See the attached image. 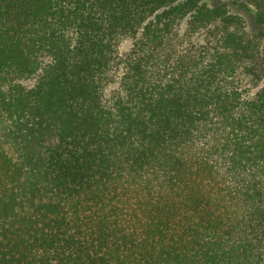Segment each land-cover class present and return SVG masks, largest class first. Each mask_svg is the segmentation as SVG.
Here are the masks:
<instances>
[{
    "label": "trees",
    "instance_id": "trees-1",
    "mask_svg": "<svg viewBox=\"0 0 264 264\" xmlns=\"http://www.w3.org/2000/svg\"><path fill=\"white\" fill-rule=\"evenodd\" d=\"M216 1L0 0V264H264V0Z\"/></svg>",
    "mask_w": 264,
    "mask_h": 264
},
{
    "label": "rangeland",
    "instance_id": "rangeland-1",
    "mask_svg": "<svg viewBox=\"0 0 264 264\" xmlns=\"http://www.w3.org/2000/svg\"><path fill=\"white\" fill-rule=\"evenodd\" d=\"M203 3L209 6H216L219 3L216 0H201ZM224 3L229 11L233 14H236L242 17L249 28H254V21L252 18V9L248 4V0H225ZM130 46V41H124L120 46V51H126Z\"/></svg>",
    "mask_w": 264,
    "mask_h": 264
}]
</instances>
